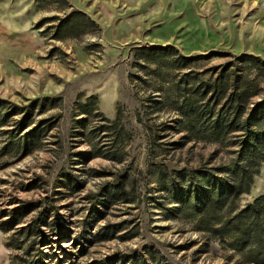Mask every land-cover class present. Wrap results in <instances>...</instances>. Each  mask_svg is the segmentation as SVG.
Segmentation results:
<instances>
[{
	"label": "rangeland",
	"instance_id": "obj_1",
	"mask_svg": "<svg viewBox=\"0 0 264 264\" xmlns=\"http://www.w3.org/2000/svg\"><path fill=\"white\" fill-rule=\"evenodd\" d=\"M244 58L264 63V0H0V264H242L166 186L234 150L175 103Z\"/></svg>",
	"mask_w": 264,
	"mask_h": 264
},
{
	"label": "trees",
	"instance_id": "obj_2",
	"mask_svg": "<svg viewBox=\"0 0 264 264\" xmlns=\"http://www.w3.org/2000/svg\"><path fill=\"white\" fill-rule=\"evenodd\" d=\"M171 49L166 46L164 50ZM164 50L144 46L136 53L147 64H159L157 54ZM192 60L178 55L172 61L184 65ZM238 62L245 66L228 70L231 64L226 65L200 86L201 92L197 87L184 89L182 99L175 103L178 121L198 138L222 142L226 133L236 131L234 150L217 166L192 172L183 168L176 173L183 187L172 179L166 189L170 201L179 205L177 210L194 222L195 229L217 240L238 263L264 264V196L241 202L264 161V86L258 80L264 63L256 58ZM188 93H199V98H191ZM124 262L137 264V257H126Z\"/></svg>",
	"mask_w": 264,
	"mask_h": 264
}]
</instances>
